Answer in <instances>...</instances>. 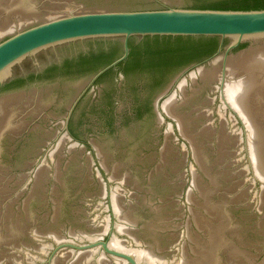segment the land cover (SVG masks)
I'll use <instances>...</instances> for the list:
<instances>
[{
	"label": "water",
	"instance_id": "obj_1",
	"mask_svg": "<svg viewBox=\"0 0 264 264\" xmlns=\"http://www.w3.org/2000/svg\"><path fill=\"white\" fill-rule=\"evenodd\" d=\"M0 264H264V0H0Z\"/></svg>",
	"mask_w": 264,
	"mask_h": 264
}]
</instances>
